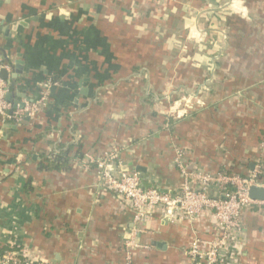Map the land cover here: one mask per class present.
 <instances>
[{
    "label": "crops",
    "instance_id": "1",
    "mask_svg": "<svg viewBox=\"0 0 264 264\" xmlns=\"http://www.w3.org/2000/svg\"><path fill=\"white\" fill-rule=\"evenodd\" d=\"M0 58L8 74L18 64L21 103L51 82L35 119L12 133L0 119V254L126 264L132 214L90 164L106 154L169 193L182 185L174 147L211 174L264 162V0H0ZM59 144L71 158L40 167ZM241 218L221 261L264 264V215ZM194 224L201 238L222 233L209 210ZM190 240L187 223L155 211L130 263L190 264Z\"/></svg>",
    "mask_w": 264,
    "mask_h": 264
},
{
    "label": "built area",
    "instance_id": "2",
    "mask_svg": "<svg viewBox=\"0 0 264 264\" xmlns=\"http://www.w3.org/2000/svg\"><path fill=\"white\" fill-rule=\"evenodd\" d=\"M1 69L10 70L2 58ZM8 86V82L0 79V119L5 122L14 120L20 124L25 116L29 120L35 119L51 82L40 84L39 98L35 103L24 101L22 107L18 105L15 109L5 100ZM173 151L172 167L182 178V185L175 193L161 191L156 187H144L137 172L120 168L119 157L115 153L106 154L98 161H90L97 171L99 183L115 194L132 214L133 226L124 242L125 263L131 264L132 253L141 248L137 235L142 224L150 220L157 211L162 219L170 223H187L191 240L186 256L190 264H223L222 249L226 246L230 233L241 232L243 229L242 212L245 209H258L264 215V199L256 200L249 196L252 187L264 190L261 168L257 166L249 174L242 176L225 172L203 173L190 168L180 148L174 147ZM205 210L212 213L216 227L222 232L220 236L213 232H209L206 238L199 236L194 223ZM0 264L31 263L15 252H5L0 255Z\"/></svg>",
    "mask_w": 264,
    "mask_h": 264
},
{
    "label": "water",
    "instance_id": "3",
    "mask_svg": "<svg viewBox=\"0 0 264 264\" xmlns=\"http://www.w3.org/2000/svg\"><path fill=\"white\" fill-rule=\"evenodd\" d=\"M9 67H10V70H11V66H9ZM19 73H20V70H19L18 64H16V66L13 67V69L11 71V74H8V72L5 69H1L0 70V79L2 81L8 82V84H9L8 91H7L6 95H5V100L12 104L13 109H15V107L18 106V105L20 107L23 106V102L21 103L18 100H15L13 98V92L16 89L15 79H16L17 75H19ZM28 120L29 119L25 116L23 118V121L20 122V124L21 123L25 124V123H27ZM9 124H10V126H8V128H9V130H11L10 133H12V132H14L16 130V126L18 125V123H16L14 120H10ZM10 133H9V135H11ZM123 170L126 171L125 168H123ZM249 196H250L251 199L263 200L264 199V190L261 189V188L252 187V188H250Z\"/></svg>",
    "mask_w": 264,
    "mask_h": 264
},
{
    "label": "trees",
    "instance_id": "4",
    "mask_svg": "<svg viewBox=\"0 0 264 264\" xmlns=\"http://www.w3.org/2000/svg\"><path fill=\"white\" fill-rule=\"evenodd\" d=\"M226 12H223V15L225 14ZM219 15V14H217ZM217 20H220L223 18L221 16H218L216 17ZM238 48V47H237ZM237 55L240 54L239 52V48L236 50L235 52ZM252 66H255V63H251ZM264 144V139L260 142V145ZM71 149H72V145L69 146L64 149V144H59L56 146L55 148V151L51 152L50 154H48L47 156H45L46 158L42 161V163H40V167H45V166H54L56 165L59 161L62 163H66V161H68L71 156H70V152H71ZM256 165L259 166L261 168V171H262V178L264 179V162L263 160L261 161V159L257 160L256 161ZM202 172V171H201ZM203 173H208V172H203ZM214 174V173H213ZM241 175V174H239ZM242 176V175H241ZM261 211V210H260ZM262 212V211H261ZM263 213V212H262ZM1 255V254H0Z\"/></svg>",
    "mask_w": 264,
    "mask_h": 264
}]
</instances>
